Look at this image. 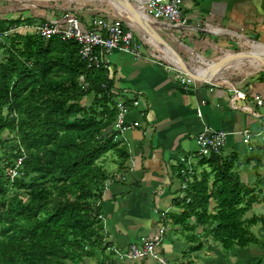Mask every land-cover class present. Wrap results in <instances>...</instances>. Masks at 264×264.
Masks as SVG:
<instances>
[{"label": "crops", "instance_id": "crops-1", "mask_svg": "<svg viewBox=\"0 0 264 264\" xmlns=\"http://www.w3.org/2000/svg\"><path fill=\"white\" fill-rule=\"evenodd\" d=\"M67 10L86 28L96 19L120 20L143 51L139 58L119 51L107 56L108 78L117 100H126L127 130L121 141L129 154L124 173L117 171L113 155L102 159L114 176L102 196L107 261L157 264L151 258L120 261L113 250L125 252L131 244L151 237L161 223L160 214L168 211L159 248L167 264H187V259L192 264H264L261 226L254 230L260 244L224 250L205 237L202 228L191 234L171 218L180 212L177 203L184 197L182 176L192 168L195 175L203 169L194 155L197 135L204 127L226 133L217 160L235 155L240 181L250 188L259 183L264 198V107L253 100L260 96L264 102V60L256 57L219 73L256 47H264V0H182V25L148 19L161 44L134 17L103 0H0V34L4 35L0 41H8L15 33L33 34L37 24L61 20ZM171 53L200 75L193 87L184 89L182 82L163 69V65H178ZM230 89L243 96L237 98ZM251 214L264 215V199L253 206Z\"/></svg>", "mask_w": 264, "mask_h": 264}, {"label": "trees", "instance_id": "trees-1", "mask_svg": "<svg viewBox=\"0 0 264 264\" xmlns=\"http://www.w3.org/2000/svg\"><path fill=\"white\" fill-rule=\"evenodd\" d=\"M7 39L0 41V264H105L102 196L114 176L102 159L113 155L121 173L129 160L114 128L112 80L104 68L87 69L73 41ZM197 160L202 171L182 176L174 224L191 234L202 228L224 250L260 244L254 230L264 234V215H250L264 199L259 183L240 181L235 155Z\"/></svg>", "mask_w": 264, "mask_h": 264}, {"label": "built area", "instance_id": "built-area-1", "mask_svg": "<svg viewBox=\"0 0 264 264\" xmlns=\"http://www.w3.org/2000/svg\"><path fill=\"white\" fill-rule=\"evenodd\" d=\"M134 2L135 5L142 11L147 19L158 21L166 19L174 25H182L184 22V15L182 11V0H143ZM33 33L42 39H49L51 37H58L62 41H73L78 46V53L82 61H84L87 69L104 68L109 69V61L107 56L113 51L128 53L136 58L142 57V45L134 38L133 34L124 29L120 20L109 21L106 19H96L93 21L91 27L86 28L82 25L77 16L67 10L62 19L58 21H44L37 24ZM4 35H1L2 39ZM163 69L171 75L173 80L182 82L184 89H189L194 86L195 77L187 73L180 66L163 65ZM203 82L217 87L215 83L210 80H203ZM237 98H241L243 94L235 89H230ZM256 106L264 107V102L260 96L253 98ZM137 106V102H133ZM126 113L127 106L123 100L117 104V115L114 122V128L121 136L126 130ZM118 139L115 138V140ZM226 139V133L204 127L197 135V152L194 157L209 158L212 155L220 153ZM192 157L186 158L183 162H188ZM192 170L186 172L185 175H191ZM188 178L184 179L181 188H186ZM168 211H163L160 214L161 223L151 237L142 239L138 243L131 244L125 252L113 250L114 257L117 260H144L146 258L153 259L157 264H167V262L160 256L159 248L165 236V228L163 223L167 220ZM105 264H111L107 262Z\"/></svg>", "mask_w": 264, "mask_h": 264}, {"label": "water", "instance_id": "water-1", "mask_svg": "<svg viewBox=\"0 0 264 264\" xmlns=\"http://www.w3.org/2000/svg\"><path fill=\"white\" fill-rule=\"evenodd\" d=\"M50 1H73V0H50ZM109 3H112L121 9H123L125 12H127L129 15L134 17L139 24L143 27L144 31L147 33L149 37H151L155 42L158 44H161V42L154 37V34L151 32L150 29V22L148 19L144 16L142 11L135 5L133 4L130 0H103ZM166 48V47H165ZM172 57L175 59V63H177L180 67H182L183 70L187 71L190 75L196 78H201L199 74L195 73L192 68H190L186 63H184L179 57H177L175 54L171 53ZM260 58L264 60V47H256L251 51L249 54H247L243 59L240 61H237L235 63H232L228 65L225 68L220 69L219 73H224L226 71H232L235 70L246 63H248L251 59L253 58ZM210 160H217V157L215 155H212L209 157Z\"/></svg>", "mask_w": 264, "mask_h": 264}, {"label": "rangeland", "instance_id": "rangeland-1", "mask_svg": "<svg viewBox=\"0 0 264 264\" xmlns=\"http://www.w3.org/2000/svg\"><path fill=\"white\" fill-rule=\"evenodd\" d=\"M134 36V35H133ZM100 260V259H99ZM89 264H96L94 261H88Z\"/></svg>", "mask_w": 264, "mask_h": 264}]
</instances>
